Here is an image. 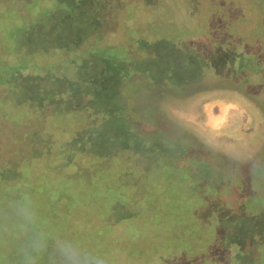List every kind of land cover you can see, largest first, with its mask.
<instances>
[{
    "label": "rangeland",
    "instance_id": "obj_1",
    "mask_svg": "<svg viewBox=\"0 0 264 264\" xmlns=\"http://www.w3.org/2000/svg\"><path fill=\"white\" fill-rule=\"evenodd\" d=\"M59 2L31 8L25 0H16L0 20V49L11 52L6 56L0 51V72L10 85L3 104L9 114L1 116L0 125H7L9 135L20 127L29 131L43 126V120L23 112L17 101L34 110L50 104L60 115L58 122L72 121L65 131L45 137L47 144L41 148L60 153L59 175L46 169L37 187L21 194L8 191L12 196L8 198L0 192V264H20V249L34 230L49 236L48 252L39 264H48L57 238L101 255L106 264H253L254 249L256 264H264V197L244 191L258 195L263 191L264 116L257 103L251 124L252 114L239 101L249 100L253 93L264 96V91L254 90L255 84L262 86L263 76L240 74L239 66L228 60L230 51L218 57L203 39L196 47L185 44L183 40L194 34L182 25L171 26L169 14L162 16L160 30L146 23L164 40L154 44L162 53L153 62L117 60L106 55L116 50L102 46L84 55L88 40L94 41V26H100L96 19L105 18L114 1L101 0L96 13L93 0ZM153 17L140 9L135 24ZM180 18L188 23L184 14ZM89 20H95L93 25ZM40 28L48 35H37ZM51 44L72 50L71 68L40 75L26 71L30 63L26 52ZM21 67L22 73L10 72H20ZM229 105L236 109L213 122ZM217 146H226L223 154L212 149ZM209 154L218 171L207 165ZM118 159L132 164L110 177V165ZM39 166L32 169L34 180ZM141 168L147 172L141 173ZM16 170V162L0 165V179L21 178ZM195 176L208 184L235 177L238 193L232 195L234 186L226 183L219 201L208 187L203 190L193 181ZM24 203L35 214L33 226L24 225L16 213ZM223 203L232 208L247 204L245 211L257 215L234 214Z\"/></svg>",
    "mask_w": 264,
    "mask_h": 264
},
{
    "label": "flooded vegetation",
    "instance_id": "obj_2",
    "mask_svg": "<svg viewBox=\"0 0 264 264\" xmlns=\"http://www.w3.org/2000/svg\"><path fill=\"white\" fill-rule=\"evenodd\" d=\"M15 1L16 0H0V20L4 16V14H7L6 11L13 8V4ZM25 1L27 3V6L31 8H34L39 4H53V6H58L60 3V0ZM100 1L101 0H93V13L100 11V8L98 6V3ZM113 1V6H107V10L105 11V18H95L96 21L98 20V22L100 23V26H94V32L92 33V35L94 36V41L88 40L89 43L83 51L84 55H88V52H92L91 49L94 48V46H102L107 47V50H116V54L111 55L109 54V52H107L106 55L113 56V58H116L117 60L121 59L127 61L129 59H138L139 61H145L146 59H152L150 62H153V59H157L158 57H160V53H162L161 50L158 49L159 45L154 46V44L161 43L164 40L163 37L159 36L158 33H155L154 31L150 32L149 29L146 28H150L148 25H146V23L153 24L156 29L160 30L162 16H165V14H169L171 15V19H167V21H170L169 24L171 26L172 24H175L177 27L182 25L185 27L184 29L194 34V36H188L185 38V40H183L185 44L189 43L191 46L196 47L199 45L197 43L204 41L205 45L213 48V51L215 50L214 52H216L218 57H222L223 54H227L225 53L226 50L230 51L228 52V60H230L232 65H235L236 67L237 65L239 66L240 74L242 73L243 75H248L249 73H258L263 76L261 81L262 86L255 84L254 90H259L260 92L264 91V0H153L152 2H149L150 4L147 3L146 0ZM148 4L149 7L147 6ZM147 7L149 8V10L147 9ZM63 9L64 11L66 10L65 5H63L62 7V10ZM140 9L144 10L145 14L148 13L149 15L154 16L152 19L153 21H146L145 18L136 25L135 22L138 20V18L136 19V17L138 16V11ZM129 10L132 11V13L131 16L128 17L127 14L129 13ZM72 11V14L76 13V10ZM182 14L187 16L188 23L182 21V19L180 18ZM175 17L177 18L175 19ZM131 18L133 19V21H131ZM94 21L95 20H89V24L93 25ZM55 22L56 20L55 18H53L51 19L50 24L52 25ZM37 32V35L40 36L48 35L45 28H40V30H37ZM147 32L150 33L147 34ZM201 35L203 37H201ZM149 37L152 38V40H150ZM83 38H87V35H84ZM147 38L149 39L147 40ZM201 39L203 40L201 41ZM101 41H105L106 45L101 44ZM148 43L150 44V46H148ZM40 46L38 48H33V50H31L30 52H26L30 57L28 58V61H30V63L26 66V68H24L29 73L34 74L37 72L38 75L46 74L47 72L60 73V71L63 72L65 69L69 70L71 68V65H73V60H71L72 50L69 49L70 52H65V47H55L53 44L48 45L43 49H41ZM77 48L78 46H75L74 51H77ZM1 49L0 51H3L6 56L11 55V52H8L6 47L3 48L4 50ZM40 49L45 51L47 50L49 54L47 55V53L44 51L41 52ZM35 52L42 53L46 57L42 56V54L41 56H39L42 58L41 60L38 59L39 57L37 56L32 57V54H35ZM27 54H24V57L27 56ZM203 55L205 54L203 53ZM7 59L8 58H6L5 60L6 62L9 60ZM5 61H3V64L6 63ZM77 63L78 61H74V66H76ZM22 68L23 67L20 68V72L15 73L16 70L10 72L19 74L22 73ZM20 78L21 77H19L18 80H20ZM7 80L4 73L0 72L1 120L4 119L3 117H6L9 114V111L6 110L3 105L4 102H7V96L5 92L7 93L8 91L5 90L7 86L10 87ZM244 82L245 85L246 83H248L247 81ZM248 99L249 100L247 101H245L244 99H240L239 101L242 102L244 110L247 108L252 114L253 117L251 124H253L255 123V117L257 115V111L254 109L257 106V103L260 104V110L263 111L262 115L264 116V96H257V94L253 93L252 97ZM17 104L20 106L23 112L27 113L32 118H35L34 120H43L44 122L43 126L39 129H32L27 131V126L23 128L20 127V131H18L17 134L11 131L10 135L7 125H0V165L4 166V164L9 163L15 164L16 162V171H18L22 175L21 178L16 180H7L3 178L0 179V192L3 191L2 193H4L6 198H8V196L10 195V192L8 191L18 190L19 194H21L27 190H30L31 188L37 187L38 181L44 175L46 169L51 170L54 176L60 174H58V172L56 171V166L58 164L59 158L61 157L60 153L44 152V150L41 148L44 147L45 144H47L45 137H48L49 139V137H53L55 136V134L61 133V131H65L69 127V124L72 123V121L69 120L68 125H66V122H58V117L60 115L58 111L52 110V106L50 104H47L46 107H43L41 110H37V108H35V110L29 108L27 104H24L21 101H17ZM228 107V110H220V112L218 113L219 117L214 118L213 122L218 123L221 118L226 117L228 114L234 111V109H236L235 106L232 105H229ZM39 111H41V113H39ZM46 116H48V118ZM240 120L241 118L238 117L236 122H239ZM226 126L227 125L225 124L224 128ZM206 129L208 132L211 131L209 130V127H207ZM23 132H26V134H28L26 140L23 139ZM10 137H17V139H11ZM43 138L45 139L44 142L42 140ZM226 146H217L216 148L212 147V149L216 152V154L221 155L224 153L222 152V150ZM188 160H191L192 162L194 161V159ZM206 160H208L207 165L210 167L212 164L210 162L212 161L210 154L209 156H206ZM53 161H56V164ZM115 162L116 163H112L110 165L111 171L107 173V175H109L110 177L114 176V174H116V171H122L132 164L129 159H127V161L118 159ZM213 165L214 164H212V168L215 171H218V167L216 165ZM35 166H39L40 170L38 172V176L34 180V170L32 171V169H34L33 167ZM11 169L6 173L10 174ZM27 169H30L29 173L24 171ZM140 172L146 173L147 171L141 168ZM193 178L192 179L193 181H195V183L199 182L196 176ZM199 180V183H201L203 186V190L208 187L209 190L212 191V195L215 196L219 201L224 198V196L221 195V188L224 187L226 183H229L230 186H234V188L232 187L233 190H230L232 195H236L238 193V190L235 189V187L238 185V180L235 177L227 180L228 182H226V179L224 181L223 178L220 179V182H218V180H211L216 184H208V182H206L207 179H203L204 181H201V179ZM240 185L246 186L247 183L241 182ZM244 191L249 196L255 195L260 198L264 197V186L262 194L260 195L251 194L247 192L246 189ZM10 197L12 196L10 195ZM244 203L242 205H237L234 208L225 206V203H223V205L234 214H237V212L240 211L238 213L239 215H241L243 212H245L248 217L255 214L257 215V211L256 213L249 215L248 212L245 211L244 207L245 205L247 208L248 205ZM101 219L102 224H104V218L101 217ZM90 232L97 235V233L94 231ZM256 250H258L259 252V249ZM253 253V264H256L259 258L257 257L255 249L253 250Z\"/></svg>",
    "mask_w": 264,
    "mask_h": 264
},
{
    "label": "clouds",
    "instance_id": "obj_3",
    "mask_svg": "<svg viewBox=\"0 0 264 264\" xmlns=\"http://www.w3.org/2000/svg\"><path fill=\"white\" fill-rule=\"evenodd\" d=\"M16 213L24 225L35 224V214L28 203L17 207ZM49 236L41 230H34L20 249V264H39L41 256L48 252ZM48 264H106L104 257L86 251L62 238L54 240Z\"/></svg>",
    "mask_w": 264,
    "mask_h": 264
}]
</instances>
